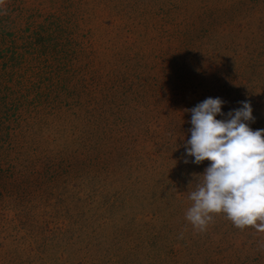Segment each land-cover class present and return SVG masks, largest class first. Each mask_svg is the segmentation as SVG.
Wrapping results in <instances>:
<instances>
[{
	"label": "rangeland",
	"instance_id": "obj_1",
	"mask_svg": "<svg viewBox=\"0 0 264 264\" xmlns=\"http://www.w3.org/2000/svg\"><path fill=\"white\" fill-rule=\"evenodd\" d=\"M17 5L74 15L89 41L73 64L106 103L110 131L83 137L69 112L11 131L0 149V264H264V232L223 214L202 232L185 220L210 162L184 151L188 110L208 97L225 114L247 100L249 127L264 129V0Z\"/></svg>",
	"mask_w": 264,
	"mask_h": 264
},
{
	"label": "trees",
	"instance_id": "obj_2",
	"mask_svg": "<svg viewBox=\"0 0 264 264\" xmlns=\"http://www.w3.org/2000/svg\"><path fill=\"white\" fill-rule=\"evenodd\" d=\"M16 1L0 3V149L27 117L56 112H69L83 137L92 134L97 141L110 131L107 105L93 96L92 85L73 64L85 52L87 34L67 10L41 13Z\"/></svg>",
	"mask_w": 264,
	"mask_h": 264
},
{
	"label": "clouds",
	"instance_id": "obj_3",
	"mask_svg": "<svg viewBox=\"0 0 264 264\" xmlns=\"http://www.w3.org/2000/svg\"><path fill=\"white\" fill-rule=\"evenodd\" d=\"M224 103L208 97L188 110L185 156L197 165L210 163L200 175L202 181L188 193L192 203L185 220L202 232L214 215L223 214L238 229L264 232V129L249 127L254 117L247 100L226 114L221 111ZM218 115L223 118L216 119Z\"/></svg>",
	"mask_w": 264,
	"mask_h": 264
}]
</instances>
